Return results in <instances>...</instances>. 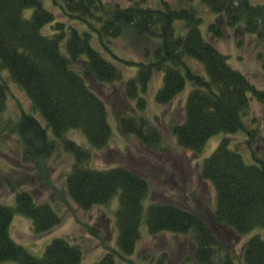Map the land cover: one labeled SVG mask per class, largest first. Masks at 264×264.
I'll use <instances>...</instances> for the list:
<instances>
[{"label":"trees","instance_id":"16d2710c","mask_svg":"<svg viewBox=\"0 0 264 264\" xmlns=\"http://www.w3.org/2000/svg\"><path fill=\"white\" fill-rule=\"evenodd\" d=\"M52 1L60 6L59 19L43 7L41 0H0V68L8 72L10 81L26 94L32 110L46 124L43 127L35 117L22 114L17 121L4 125L8 85L0 82V128L5 126V131L20 137L25 147L23 159L48 158L59 140L62 149L73 158L66 190L79 208L105 205L118 196L115 218L118 246L124 255L134 252L143 222L152 236L192 233L194 264H213L219 242L217 227L227 228L239 239L255 229L264 230V154L258 157L251 152L252 163L246 164L229 139L247 131L243 118L249 99L253 97L264 104V91L257 90L244 74L233 70L226 57L202 37L201 20L193 10H172L166 4L164 10H156L143 7V2L128 7L115 3L105 8L102 0ZM200 1L227 27H241L246 34L264 41V4L253 5L251 0ZM27 10H32L28 18L24 15ZM177 22L184 24L182 35H176ZM47 25L51 34L43 35L41 30ZM125 28L142 37L156 38L159 43L155 60L136 64L137 75L125 82L126 98L137 100L144 108L138 91L145 89L155 71H163V84L156 94L159 104L170 103L186 81L192 86L184 120L172 129L178 145L199 155L211 137L225 135L199 166L201 179L215 190L213 227L206 226L193 212L171 203H154L144 208L149 184L133 168L90 166V150L104 149L111 129L106 105L86 78L99 84L121 81L117 66L93 48L91 31L107 49L105 43L121 36ZM209 29L218 36L214 25ZM187 58L201 63L206 77L193 73ZM117 126L122 135L134 136L147 149L161 148L158 129L143 119L121 116ZM47 128L54 139L49 137ZM70 130H80L91 148L68 139L65 135ZM247 133L249 140L257 137L256 132ZM16 193L14 208L0 203V263L82 264L80 250L62 239L50 242L40 258L31 256L11 239L9 231L15 213L29 218L36 234L60 223L49 203L37 202L29 192ZM240 255L243 264H264V239L259 235L251 237L243 243ZM94 264L116 263L113 254L108 253ZM222 264H235V260L226 254Z\"/></svg>","mask_w":264,"mask_h":264},{"label":"rangeland","instance_id":"374dc122","mask_svg":"<svg viewBox=\"0 0 264 264\" xmlns=\"http://www.w3.org/2000/svg\"><path fill=\"white\" fill-rule=\"evenodd\" d=\"M102 1L105 8L115 3L120 7H128L143 2V7L156 10H164V4L172 10L192 9L201 20L199 30L202 37L226 57L233 70L244 74L257 90L264 91V41L246 34L241 27H227L222 19H217L200 0ZM41 2L45 9L57 16L56 18L62 17L58 4L52 0ZM251 3L264 4V0H251ZM31 13L32 10H27L24 15L28 18ZM211 25H214L218 36L209 29ZM174 26L176 35L184 34L183 22H177ZM85 28L88 29V26ZM41 33L50 35L51 27H43ZM91 34L93 48L117 66L121 81L99 84L90 77L86 78L91 89L106 105L111 129L107 146L102 150H90V166L99 169L116 166L133 168L149 184V195L143 204L144 208L154 203H171L193 212L206 226L213 227L215 190L210 183L201 179L199 166L212 154L225 135L220 133L211 137L199 155L183 150L178 145L172 129L184 120L185 103L192 90L189 81H186L183 90L170 103L164 105L156 101V94L163 84V71H155L145 89L138 91L139 98L144 100V108L138 105L137 100L130 101L125 95V82L138 73L136 64L155 60L158 39L142 37L133 29L125 28L121 36L105 43L106 49L96 40V33L91 31ZM185 61L193 73L206 77L205 68L201 63L190 58ZM2 81L8 85L3 124L17 121L22 114H27L46 127L43 118L32 110L26 94L10 81L8 72L0 68V82ZM129 115L138 120L143 119L158 129L161 136L159 150L151 151L134 136H124L119 132L118 119ZM243 122L247 131L242 130L229 139L233 149L242 156L244 162L251 164V152L258 157L264 154V104L250 97ZM4 127L0 128V203L14 208L16 192H29L37 202L49 203L60 218L57 226L45 233L36 234L29 218L19 213L13 215L10 237L31 256L42 257L50 242L62 239L80 250L82 264H94L108 253L113 254L116 264H194L192 253L195 245L192 233L166 232L152 236L148 234L144 222L139 228L140 238L134 252L130 255L122 254L118 246L115 218L119 205L118 196H114L105 205H94L87 210L79 208L66 190V176L70 172L73 158L62 149L59 140H56L55 150L48 158L25 161V147L20 137L5 131ZM47 130L49 137L54 139L51 130ZM247 132H256L257 137L249 140ZM65 136L83 148H91L80 130H70ZM217 229L219 242L213 264H222L226 254L231 255L235 264H243L240 255L243 243L256 235L264 239L263 229H255L240 239L223 226ZM0 264L17 263L8 261Z\"/></svg>","mask_w":264,"mask_h":264}]
</instances>
